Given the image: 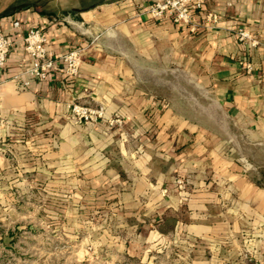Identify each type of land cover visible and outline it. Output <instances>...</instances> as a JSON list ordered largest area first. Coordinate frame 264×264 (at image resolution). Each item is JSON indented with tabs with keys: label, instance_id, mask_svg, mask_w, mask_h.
<instances>
[{
	"label": "crops",
	"instance_id": "crops-1",
	"mask_svg": "<svg viewBox=\"0 0 264 264\" xmlns=\"http://www.w3.org/2000/svg\"><path fill=\"white\" fill-rule=\"evenodd\" d=\"M152 1L60 0L58 12L6 2L0 181L71 189L75 204L134 233L212 238L239 255L242 231L264 239V164L248 169L239 160L264 158V0H208L214 26L203 14L188 24L155 19L146 12ZM35 25L55 58L44 79L30 74L23 48ZM240 27L258 44L241 43ZM72 49L82 56L75 77L60 59ZM167 76L184 78L199 99H175ZM73 103L103 107L105 118L79 122Z\"/></svg>",
	"mask_w": 264,
	"mask_h": 264
},
{
	"label": "rangeland",
	"instance_id": "rangeland-1",
	"mask_svg": "<svg viewBox=\"0 0 264 264\" xmlns=\"http://www.w3.org/2000/svg\"><path fill=\"white\" fill-rule=\"evenodd\" d=\"M9 1L0 0V11L6 2L17 7L35 3L56 12L61 7L60 0H14L11 4ZM146 79L149 88L157 87L153 78L147 75ZM166 80L175 87V99L189 98L190 94L193 100L199 99L184 78L167 76ZM227 144L235 148L233 140ZM239 160L248 169L255 162L264 164L260 155ZM260 182L264 187V169ZM175 183L180 188L186 186L183 177ZM74 200L71 189H24L13 187L8 180L0 181V264H264V239L259 235L242 231L237 244L243 252L237 255L229 252L234 244L229 242L226 249L220 248L212 238L174 233L156 239L147 233H134L130 224L125 226L104 215L100 218ZM256 239L263 242L254 252Z\"/></svg>",
	"mask_w": 264,
	"mask_h": 264
},
{
	"label": "built area",
	"instance_id": "built-area-1",
	"mask_svg": "<svg viewBox=\"0 0 264 264\" xmlns=\"http://www.w3.org/2000/svg\"><path fill=\"white\" fill-rule=\"evenodd\" d=\"M208 0H154L152 1L146 12L155 19H168L175 23L188 24L193 16L203 14V18L210 26L217 23L218 16L216 13L205 10ZM15 27L19 26L18 21H14ZM237 39L244 43L245 46H255L258 41L253 35L242 27L236 32ZM24 51L27 55L33 58L29 72L32 76L38 79L48 77L49 72L54 68L55 58L48 54L47 37L44 29L38 26L28 28L24 38ZM11 40L5 32L0 28V69L5 65L7 54L11 49ZM61 61L64 64L65 73L69 77H75L82 63L81 50L72 49L61 56ZM247 68L250 65L247 64ZM23 86L27 82L22 83ZM73 117L82 123H88L103 119L105 117L103 107L91 108L77 103L70 106V112ZM111 121H119L113 119Z\"/></svg>",
	"mask_w": 264,
	"mask_h": 264
}]
</instances>
